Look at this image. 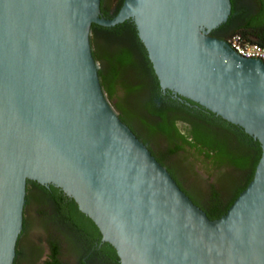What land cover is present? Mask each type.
<instances>
[{
  "label": "water",
  "instance_id": "water-1",
  "mask_svg": "<svg viewBox=\"0 0 264 264\" xmlns=\"http://www.w3.org/2000/svg\"><path fill=\"white\" fill-rule=\"evenodd\" d=\"M0 0V264L22 229L26 180L71 197L120 264H264V65L208 34L231 0ZM132 19L161 89L238 125L261 154L210 219L117 116L90 24Z\"/></svg>",
  "mask_w": 264,
  "mask_h": 264
},
{
  "label": "trees",
  "instance_id": "trees-1",
  "mask_svg": "<svg viewBox=\"0 0 264 264\" xmlns=\"http://www.w3.org/2000/svg\"><path fill=\"white\" fill-rule=\"evenodd\" d=\"M114 1V11L111 14H104V17H112L119 9L122 0ZM226 20L227 23L235 22V28L230 34L237 32L264 45L263 0H252L251 4L243 2L237 4L232 1ZM89 41L92 57L99 64L97 75L107 100L117 112L118 118L134 131L136 137L143 141L155 139L167 141L170 146L167 153L154 158L162 166L165 160H169L164 167L175 182L176 173L180 168L179 163L182 161L188 160L185 168L197 162L208 174L215 173L219 190L212 193L206 206L201 204L198 206L208 218L219 217L252 179L261 154L259 141L247 134L243 128L219 115L203 110L197 111L193 106L188 107L176 101L177 97L170 100L172 92L168 89L165 90L167 96V99H164L165 104L157 106L154 99L162 91L132 19H125L112 26L91 23ZM136 65L137 76L132 78L130 72ZM189 102L193 104V101ZM175 119L184 122L190 137V140H185V145H178L175 140L179 135ZM31 183L37 186V192L31 191L29 188ZM185 193L193 203H196L187 192ZM33 199L40 202L49 200L55 216L71 227V233L65 235L66 241L84 242L85 246L82 247L84 252L99 244L94 242L100 238L98 228L78 209L71 197L48 184L43 185L27 179L25 204ZM39 221L44 226L43 220ZM24 228L23 217L22 229L11 264L21 263L23 246L20 247V239ZM100 244L99 250L104 264H116V252L112 245L105 241ZM40 250L36 245L31 246L32 263L39 257ZM57 254L58 245L53 242L45 264H60ZM79 260L83 263V256Z\"/></svg>",
  "mask_w": 264,
  "mask_h": 264
},
{
  "label": "flooded vegetation",
  "instance_id": "flooded-vegetation-1",
  "mask_svg": "<svg viewBox=\"0 0 264 264\" xmlns=\"http://www.w3.org/2000/svg\"><path fill=\"white\" fill-rule=\"evenodd\" d=\"M232 1H234L237 4L241 3L240 0H231V4H232ZM114 8H115L114 0L111 6L109 7L105 5L104 0L99 1V9H100V14L102 16H104V14L106 13L111 14L114 11ZM234 28H235V22L231 21L227 23V20H226L225 22H223V24L221 23L215 28H213L211 31H209L208 34L211 36L217 37L219 39L226 40L227 35L233 32ZM165 90L166 89H161L162 91L161 94L154 99V102L157 106H162L165 104L164 99H167V96H165L166 95ZM175 98L177 99L176 101H178L179 103L186 104V106L188 107L193 106L197 108V111L203 110V111L211 112L207 110L206 108H204L202 105L198 104L197 102L193 101L192 102L193 104H191L189 102L190 99L172 92L170 94L169 99L172 100ZM214 115H217V114L214 113ZM174 122L177 128L178 134H179L175 140L178 145H185V140H190V137L187 134V130L185 129V124L180 119H175ZM132 132L134 133V131ZM137 138L146 145V147L148 148V150L153 156H158V155H163V154L165 155L170 147L167 141L163 139L143 141L139 137ZM187 161H182L181 163H179L180 168L176 173V184L178 183L177 184L178 187L184 193L187 192L189 196L193 198V200L196 202L194 204H196L197 206L200 204L206 206L210 202V197L212 193L215 190H219V182L216 180L215 173L208 174L204 169L200 167V165L197 162L191 164L189 168H185V164L187 163ZM168 162L169 160H165L164 166L168 164ZM29 188L34 193L37 192L38 190L37 186L32 183L29 185ZM25 203L23 207V212H24V208L26 205ZM32 206H33L34 213L38 216V219L39 220L42 219L44 222L43 228H44L45 233L42 237L41 242L33 243V245L38 246L41 250H40V255L36 259V261L32 263V259H31L30 264H45V260L47 259V256L50 253V245L53 242H55L58 245L57 256L59 257L61 261L60 264H104L105 261L103 257L101 256V252L99 250V246L101 245L100 243H103V241H101L100 238L98 240H94L95 243L99 242V244L97 243V246H93L89 250L84 252L82 250V247L85 246L84 242L78 241V242H73L74 243L73 244L72 242L70 243L66 241L65 235L71 233L72 231L71 227H69L64 222L60 221L55 216L53 212L52 204L49 200L40 202V201L33 199ZM47 221L51 222L53 226L52 231L46 228ZM78 243L81 244V248L76 247ZM64 253H65V256H64ZM67 254H71L73 256L74 260L72 263L66 260ZM81 256H83V260H84L83 263H81V261L79 260ZM116 264H120L117 255H116Z\"/></svg>",
  "mask_w": 264,
  "mask_h": 264
},
{
  "label": "rangeland",
  "instance_id": "rangeland-1",
  "mask_svg": "<svg viewBox=\"0 0 264 264\" xmlns=\"http://www.w3.org/2000/svg\"><path fill=\"white\" fill-rule=\"evenodd\" d=\"M112 2L113 0H104L105 5L108 7L111 6ZM240 2H243L244 4H247V3L251 4L252 0H240ZM137 69H138L137 65L133 69H131L130 76L132 78L137 76V71H136ZM23 217H24L25 228H24V232L20 239L21 241L20 247L23 246L21 264L23 263L30 264V260H31L30 248L33 245V243L41 242L42 237L45 232H44V228L41 222L38 219V216L34 213L32 201H30L28 204L25 205ZM46 228L50 231L53 230V226L51 222H48V221L46 222ZM76 247L81 248V244L78 243ZM64 256H65V253H64ZM66 260L72 263L74 258L71 254H67Z\"/></svg>",
  "mask_w": 264,
  "mask_h": 264
},
{
  "label": "built area",
  "instance_id": "built-area-1",
  "mask_svg": "<svg viewBox=\"0 0 264 264\" xmlns=\"http://www.w3.org/2000/svg\"><path fill=\"white\" fill-rule=\"evenodd\" d=\"M226 42L240 56L245 58L255 57L264 65V45L250 40L237 32L230 34Z\"/></svg>",
  "mask_w": 264,
  "mask_h": 264
}]
</instances>
